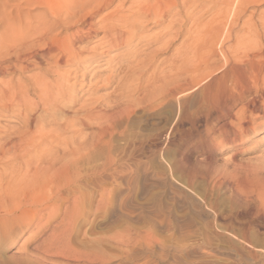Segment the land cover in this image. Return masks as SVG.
<instances>
[{"label":"bare ground","instance_id":"6f19581e","mask_svg":"<svg viewBox=\"0 0 264 264\" xmlns=\"http://www.w3.org/2000/svg\"><path fill=\"white\" fill-rule=\"evenodd\" d=\"M263 7L264 0H0V77H6L0 80V245L7 237L12 245L15 238L10 237L19 236L30 222L40 218L42 208L48 218L55 216V210L60 212L61 202L67 200L64 193L73 188L79 192L77 185L84 177L80 163L107 144L103 136L111 129L103 125L91 141L78 129L68 135L75 127H87L91 120L106 115L108 108L113 109L114 105L103 108L98 103L101 99L96 102L88 98L79 103L78 109L80 95L70 84L72 75L80 73L84 78L92 72L88 95L97 96L98 88L109 85L112 78L101 80L98 75L106 57L109 64H114L109 66L111 75L122 65L119 58L133 59L125 70L121 67L117 82L119 90L130 91L161 52L180 42L181 48L174 51L167 71L162 72V89L178 98L205 83L200 98L202 110L191 117L184 108L180 122L209 124L208 148L217 143H243L261 131ZM30 8L36 13L31 15ZM180 17L184 20L179 21ZM188 20L191 24L185 29ZM150 29L156 32L148 36ZM91 42L94 45L87 51ZM139 46L147 53L139 56L141 49L129 53ZM30 70L39 72L28 76ZM53 74L57 79L47 82L46 76ZM3 122H16V126ZM19 248L23 252L19 264H45L52 257H68L48 244L37 246L40 253L34 257L25 246Z\"/></svg>","mask_w":264,"mask_h":264},{"label":"rangeland","instance_id":"374dc122","mask_svg":"<svg viewBox=\"0 0 264 264\" xmlns=\"http://www.w3.org/2000/svg\"><path fill=\"white\" fill-rule=\"evenodd\" d=\"M30 12L32 15L36 10L30 8ZM182 20L184 17H180ZM190 24L188 20L184 28ZM155 32L150 29L146 35ZM179 43L161 52L149 71L145 70L142 82L130 91L118 88L121 67L125 70L133 60L128 56L119 58L122 65L112 75L109 66L114 64L108 63V57L104 59L98 75L101 80L112 78L104 88L99 84L97 96L88 95L92 72L84 78L80 73L72 75L70 84L80 95L78 109L85 98L96 102L101 99L98 103L103 108H115H108L105 117L91 120L87 127L77 126L68 135L78 129L91 141L103 125L111 129L103 136L107 144L80 163L84 177L77 185L79 192L74 191L76 188L68 193L64 190L67 200L60 201V212L53 210L55 216L50 217L54 219L48 218L42 208L40 218L30 222L19 236L10 237L15 238L12 245L8 237L2 241L0 264H19L21 245L34 257L40 253L37 246L46 244L68 257H52L45 264H264V128L245 143H217L208 148L209 124L181 123L184 108L191 117L202 110L200 98L205 83L178 98L163 90L162 72L167 71L174 51L181 48ZM137 50L139 56L147 53L143 46L132 47L129 53ZM36 72L30 70L27 75ZM56 79L54 74L45 78L51 83ZM146 84L155 88L147 85V89ZM30 99L35 97L30 95ZM1 124L16 126V122ZM91 170L98 172L91 175Z\"/></svg>","mask_w":264,"mask_h":264}]
</instances>
